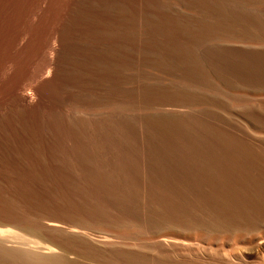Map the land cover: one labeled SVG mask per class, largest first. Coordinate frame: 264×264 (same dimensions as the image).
<instances>
[{
	"label": "rangeland",
	"instance_id": "374dc122",
	"mask_svg": "<svg viewBox=\"0 0 264 264\" xmlns=\"http://www.w3.org/2000/svg\"><path fill=\"white\" fill-rule=\"evenodd\" d=\"M263 91L264 0H0L5 243L264 264Z\"/></svg>",
	"mask_w": 264,
	"mask_h": 264
},
{
	"label": "bare ground",
	"instance_id": "6f19581e",
	"mask_svg": "<svg viewBox=\"0 0 264 264\" xmlns=\"http://www.w3.org/2000/svg\"><path fill=\"white\" fill-rule=\"evenodd\" d=\"M221 21V20H220ZM219 22V21H218ZM217 22V23H218ZM224 24V23H223ZM222 23H220L219 22V24H217L218 26L220 25V27L222 28H224V27H226V26H222L223 25ZM225 25V24H224ZM222 28V29H223ZM180 33V32H179ZM178 34V33H177ZM184 34H185V32H184ZM179 37H180V35H178ZM181 36H183V35H181ZM182 39V38H181ZM186 40V39H185ZM264 92V91H263ZM47 161V160H46ZM264 165V164H263ZM261 207V206H260ZM262 210V209H261ZM217 213V212H216ZM241 213V212H240ZM260 214H261V216H263L264 217V210H262L261 212H260ZM235 216V215H234ZM236 217V216H235ZM234 217V218H235ZM243 217V216H242ZM241 217V218H242ZM231 218V217H230ZM228 219V218H227ZM232 219V218H231ZM210 220V219H209ZM211 220H213V219H211ZM220 220V219H219ZM251 220V219H250ZM204 221V220H203ZM216 221V220H215ZM187 222V221H186ZM206 222V221H205ZM217 222V221H216ZM222 222V221H221ZM220 222V223H221ZM225 222V221H224ZM200 223H201V221H200ZM200 223H199V225H196V226H194L195 228H197V229H201L202 228V225H200ZM211 223V222H210ZM214 223V222H213ZM218 223H219V221H218ZM217 223V225H221V226H217L216 224L215 225H211L212 227H210V231H214V230H217L216 232H222V233H225V232H227V231H236L237 229H234L233 227L232 228H228V227H226V225L225 226H223L222 224H218ZM231 224V223H230ZM234 224V223H233ZM193 225V224H192ZM229 225V224H228ZM205 226V225H204ZM215 226V227H214ZM75 227V226H74ZM190 227V226H189ZM193 226H191V228H192ZM205 228V227H204ZM209 228V227H208ZM211 228H213V229H211ZM217 228V229H216ZM80 229V228H79ZM82 229V228H81ZM184 229H186V228H184ZM189 230V229H188ZM241 230V229H240ZM239 230V231H240ZM8 231V230H7ZM198 231V230H197ZM18 232V231H17ZM214 233V232H213ZM9 233H7L6 234V230H2V229H0V264H44V263H46V262H49V261H51V263H53V264H61L63 261H64V259H63V257H60V256H58V255H44V254H41V251L40 250H38V249H35V245L33 244H29V243H24L23 241V243L22 244H20V243H18V244H13V242H12V244L13 245H7L6 243H5V241L9 238V237H20L21 238V234H19V233H16L15 231H11V233H10V235H8ZM214 235V234H213ZM216 235V234H215ZM123 237V236H122ZM125 237V236H124ZM117 238V237H116ZM205 238V237H204ZM207 238V237H206ZM12 239V238H11ZM16 239H18V238H16ZM117 239H119V238H117ZM191 239V238H190ZM13 240V239H12ZM182 240V239H181ZM185 240V239H184ZM183 240V241H184ZM203 240V239H202ZM26 241V240H25ZM29 241L31 242H36V240H32V239H29ZM29 241H27V242H29ZM106 241V240H105ZM135 241V240H134ZM191 241V240H190ZM39 242V241H38ZM176 242V241H175ZM188 239H187V241L185 240L184 242H183V245L185 244V245H188ZM200 242V241H199ZM204 242V241H203ZM209 242V241H208ZM207 241L205 242V243H208ZM9 243H11V242H9ZM38 244H41L40 242L38 243ZM208 244H210V243H208ZM42 245V244H41ZM210 245H212V243L210 244ZM42 248H44V250L42 249V251L43 252H46V253H52V252H54V249H52L53 247H49L48 245H42L41 246ZM209 247V246H208ZM31 248V249H30ZM190 248V247H189ZM41 249V248H40ZM210 251H211V249H210ZM202 253V252H201ZM115 254L116 255H121V256H124L125 258H128V260H129V258H131V257H134L135 255H133V256H131V253L129 252V254H130V256H128L127 254H125V253H123L122 251H118V252H115ZM132 254H133V252H132ZM139 255V254H138ZM137 255V256H138ZM141 256V255H140ZM179 256V255H178ZM136 257V256H135ZM138 258L139 257H137V259L135 258V260H138ZM141 259L142 260H144L142 257H141ZM165 259V258H164ZM179 259V258H178ZM134 260V258H133V262L135 261ZM132 261V260H131ZM141 261V260H140ZM66 262H67V260H66ZM137 262V261H136ZM143 262V261H142ZM145 262V261H144ZM158 263H160V264H163V263H166V262H158ZM46 264H48V263H46ZM166 264H169V263H166Z\"/></svg>",
	"mask_w": 264,
	"mask_h": 264
}]
</instances>
